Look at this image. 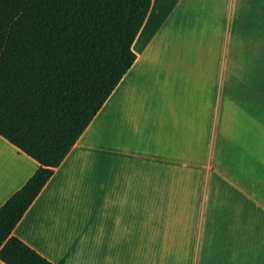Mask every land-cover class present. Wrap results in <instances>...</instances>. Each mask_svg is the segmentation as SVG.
Returning <instances> with one entry per match:
<instances>
[{"label": "crops", "instance_id": "0c3cea01", "mask_svg": "<svg viewBox=\"0 0 264 264\" xmlns=\"http://www.w3.org/2000/svg\"><path fill=\"white\" fill-rule=\"evenodd\" d=\"M219 1H153L15 236L54 263L264 264V0ZM39 166L0 135V207Z\"/></svg>", "mask_w": 264, "mask_h": 264}, {"label": "trees", "instance_id": "16d2710c", "mask_svg": "<svg viewBox=\"0 0 264 264\" xmlns=\"http://www.w3.org/2000/svg\"><path fill=\"white\" fill-rule=\"evenodd\" d=\"M153 1L0 0V135L40 163L0 207L4 263L64 264L13 230L134 64Z\"/></svg>", "mask_w": 264, "mask_h": 264}, {"label": "rangeland", "instance_id": "374dc122", "mask_svg": "<svg viewBox=\"0 0 264 264\" xmlns=\"http://www.w3.org/2000/svg\"><path fill=\"white\" fill-rule=\"evenodd\" d=\"M220 3H219V7H218V9H219V11H221V15H220V12L218 11V16H220V17H222L223 18V16H224V13H225V2H224V0H220L219 1ZM171 58H175V46L174 45H171Z\"/></svg>", "mask_w": 264, "mask_h": 264}]
</instances>
